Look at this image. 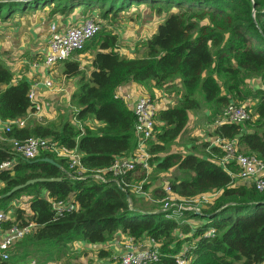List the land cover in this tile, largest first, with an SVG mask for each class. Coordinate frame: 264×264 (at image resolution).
<instances>
[{
    "label": "trees",
    "instance_id": "1",
    "mask_svg": "<svg viewBox=\"0 0 264 264\" xmlns=\"http://www.w3.org/2000/svg\"><path fill=\"white\" fill-rule=\"evenodd\" d=\"M131 7H143L151 19L165 13L151 36L136 43L145 48L142 57L120 54L117 34L103 21L129 16ZM35 9L46 10L51 17L68 16L76 9L87 15L96 11L101 29L79 52L97 48L88 75L80 62L63 61V74L77 77L71 103L82 130L70 120L60 119L52 124H11L9 131L2 133L0 166L6 160L13 164L0 170V210L12 211L7 226L33 223L34 229L12 247L8 260L0 259V264H14L12 259L22 248L24 254L57 252L71 243L104 244L119 236L134 241L154 239L160 246L157 264H174L175 255L185 248L188 264H264V191H257L252 183L236 182L217 165L214 156L222 155L217 147L208 150L209 156L167 151L185 131L190 112L199 109L196 96L200 95L211 109L208 118L213 121L231 102L250 110L246 121L212 125L210 132L235 141L239 153L264 162V0H0V20ZM255 78L262 87L249 86ZM13 80L12 71L0 60V120L4 123L33 110L28 99L30 83ZM174 80L183 92L177 105H166L155 116V134L147 141L150 166L170 171L168 184L177 198L215 194L199 211L189 215L184 211V222L165 217L161 209L133 206V193L109 172H105V182L92 176L93 171L110 167L115 158L132 155L136 148V116L122 97L115 96L118 88L135 84L145 90L149 86L152 99L155 89L169 87ZM88 120L95 123L88 125ZM29 136L50 139L67 150L76 148L88 173L72 177L64 158L58 159L59 166L40 160L53 159L49 152L34 160L22 158L13 151L11 141ZM161 153L165 154L161 157ZM228 167L237 171L233 162ZM145 174L137 168L125 180L141 183ZM51 177L60 180L35 182L4 196L30 179ZM146 186L144 182L143 188ZM153 186L152 195L165 196L161 187ZM21 194L28 195L25 207L13 208L12 201ZM50 199L72 201L77 208L56 217ZM189 218L194 221H187ZM210 228L215 229V235L204 237ZM98 257L110 258L112 250L100 248Z\"/></svg>",
    "mask_w": 264,
    "mask_h": 264
},
{
    "label": "built area",
    "instance_id": "2",
    "mask_svg": "<svg viewBox=\"0 0 264 264\" xmlns=\"http://www.w3.org/2000/svg\"><path fill=\"white\" fill-rule=\"evenodd\" d=\"M101 25L95 16L89 15L84 18L80 24L67 26L60 29L56 23L49 25V35L47 39V52L44 58L40 61L32 63L34 69H51L56 63H60L70 58L73 54L81 52L87 43L100 31ZM37 85H41L47 89L53 88V81L48 76H44L41 82H34L30 85L28 91V99L31 103L32 112L41 110V101L38 100L35 89ZM116 97L126 98L122 94L116 92ZM159 102V103H158ZM164 101H155L149 96L140 94L136 97L135 103L132 107L136 116L134 125V132L137 138L136 148L130 156H120L115 158L110 167L106 170H96L92 172V176L102 182L107 180L105 172H109L112 179H116L122 186L129 189L135 197L149 198L151 190L148 191L143 188L145 178L141 183H134L126 181L127 175L132 174L135 169L140 168L145 171L150 170V153L147 151V141L152 139L155 134V116L158 110L165 107ZM76 108L72 110L70 121L82 130V123L75 116ZM250 110L246 109L244 105L229 103L223 110L218 119L214 121L213 126L221 123H242L249 118ZM14 124L19 127L24 125L23 118L15 121L5 122L4 130L9 131V125ZM211 131V129L209 130ZM211 135V132H209ZM207 137L208 146L217 147L221 151L220 157L214 156V161L217 165L225 169L236 182L252 183L257 191H264V162L253 155H246L237 151L235 141L223 138L221 136L211 135ZM13 151L26 160H34L39 158L42 152H49L53 159L57 162L58 159H66L68 169L72 177H82L88 173V169L81 161V154L76 148L65 149L53 142L50 139L29 136L22 140H13ZM233 162L237 167V171L233 172L228 164ZM13 161L6 160L0 166V170L10 168ZM158 186V185H157ZM161 192L165 196L162 198V211L165 217L174 219L179 222H184V211L191 210L190 207H184L183 203L175 202L172 195V188L168 183L160 184ZM207 194H202L197 202L194 199L186 200L185 202L191 204L196 203L198 208L191 211H199V207L203 203L209 202V198L214 197V194L206 197ZM51 208L54 210L55 216H62L65 212L75 210L77 204L68 200H52ZM13 219L11 210H0V259L8 260L12 256V247L26 235L30 234L34 229L33 223L26 225L10 224L7 222ZM215 235V229L210 228L204 232L203 236L211 238ZM184 251L179 252L174 257V264H188L189 259L185 257ZM118 264H157L160 259V246L152 238H144L139 241H134L128 238L121 247L118 254ZM30 264H36L32 259Z\"/></svg>",
    "mask_w": 264,
    "mask_h": 264
},
{
    "label": "rangeland",
    "instance_id": "3",
    "mask_svg": "<svg viewBox=\"0 0 264 264\" xmlns=\"http://www.w3.org/2000/svg\"><path fill=\"white\" fill-rule=\"evenodd\" d=\"M129 11V10H125ZM127 13V12H125ZM15 14V13H14ZM131 15L127 16H118L116 18L108 17L107 19V29H110L112 32L116 33L118 36V44L117 49L120 54L124 56H137L142 57L145 53V48L140 44L136 45L141 40H145L149 36H151L152 31L156 28L157 23L160 22L162 19L161 16L150 19L147 16H145L144 9L142 8V12L139 11V8L132 7V10L130 12ZM92 15V14H91ZM94 16V15H92ZM132 16V17H130ZM96 19H99L98 15L96 16ZM1 21V20H0ZM135 38L136 40L133 41L132 39ZM5 50H0V59L2 55H5ZM87 52H89L87 54ZM94 52V49L90 48L88 50H85L82 53H78L75 55H78L77 57H80L79 59H82L84 62L83 70L85 73H88L90 67H91V58L92 54ZM74 55V56H75ZM69 59V58H68ZM61 66L59 68L64 69V62L59 63ZM249 86L258 85L259 87H262L261 82L258 79H252L249 82ZM150 88L149 86H147ZM140 90V93L142 95L148 96L149 95V89ZM183 92V87L181 84H179L178 80H174L172 82V85L169 87H165L163 89H155L153 91V98L156 102L157 101H164L167 106L170 105H177L181 94ZM158 96V98L156 97ZM199 99L200 106L197 110H192L189 115V121L185 128V131L179 136L175 141H173L169 146L167 151H174V152H193L198 155H204L209 156L208 148L205 145V140L207 137H209V130L211 129L213 122L219 118H216L214 121L208 118L209 113L211 112V109L209 106L202 100L200 95L196 96ZM233 101H236V99L232 98ZM159 103V102H158ZM71 107L75 106L70 102L69 107H67V104L61 105L59 107V110L57 112V115L55 118L47 120L45 123L52 124L56 123L57 120H64L65 115L67 114V109H70ZM226 107V106H225ZM222 111L224 110V108ZM255 120V119H254ZM245 129H252L250 127H245ZM165 153H161L160 156L162 157ZM170 171H156L154 166H150V170L146 171L145 174V180L144 182L147 183L146 190L150 191L152 189V186L155 184H165L169 183V175ZM153 176V177H152ZM153 191V190H152ZM206 194V193H204ZM160 196H154L152 193H150V197L145 198H137L133 197L130 200V203L133 206L140 207L143 209H162V198L164 197L162 194H159ZM213 194L207 193V196H211ZM215 195V194H214ZM172 199L177 203H183L184 207H190L191 210H195V208H198L199 205H196V203H187L185 202V199L177 198L175 193L172 192L171 195ZM199 197V196H198ZM215 197V196H214ZM197 198V197H196ZM200 198L195 199L194 201L197 202ZM209 202L213 199V197L209 198ZM28 200V195L21 194L18 198L14 199L12 201L13 208L14 207H25V204ZM206 205V204H201ZM200 205V206H201ZM201 208V207H200ZM191 210L186 209V215H189L188 212ZM188 213V214H187ZM184 219V217H183ZM187 221L193 222L194 219L189 218L186 219ZM182 237V235L180 236ZM124 242V241H122ZM17 245V244H16ZM185 247V245H184ZM36 250L37 248L30 247L29 249ZM105 248V247H104ZM79 249V250H78ZM100 248H80L78 244H69L66 248L58 250L57 252L51 251L50 254H48L50 251L46 252L44 250H37L34 253L31 254H24L23 251H25L23 248L21 249V252L17 251L12 261H14V264H20L23 261H27L29 259H34L37 264H99L101 258L98 257V250ZM48 254V255H45ZM113 257V256H112ZM118 258V257H117ZM113 261V258H108ZM115 261L118 262V259Z\"/></svg>",
    "mask_w": 264,
    "mask_h": 264
},
{
    "label": "crops",
    "instance_id": "4",
    "mask_svg": "<svg viewBox=\"0 0 264 264\" xmlns=\"http://www.w3.org/2000/svg\"><path fill=\"white\" fill-rule=\"evenodd\" d=\"M142 8L143 7H139L140 12H142ZM130 10H132V7ZM87 14L88 13L83 12L81 9H76L68 16L55 15L51 17L46 10L35 9L16 12L10 20L0 21V50H5L4 52L6 53L5 55H2L1 58L3 59L0 60L4 66L12 71L14 78L13 81L17 82L18 80L25 79L31 85L34 82H41L44 76H48L53 81V88L51 89H47L41 85L36 86L37 88L35 91L38 100L41 101V110L26 114L23 117L24 125L29 123L46 124L45 122L47 120L56 117L61 105L66 103L67 107H69L71 96L78 87L77 77L67 78L63 74V69L59 68L61 66L59 63H56L47 71L44 69L32 68V63L42 60L47 52V39L49 35V25L51 23L56 22L59 25V28L63 29L67 26L80 24L84 18L89 16ZM91 14L95 17L99 15L96 11H93ZM103 21H107V19ZM132 40L135 41L136 39L133 38ZM96 50L97 48H95L94 52L90 54L92 56L91 62ZM88 53L89 52H87V54ZM75 54L69 59L80 62L81 68L83 69L82 63L84 61L79 59L80 57H77L78 55ZM91 68L92 63L90 69ZM88 73H86V75H88ZM140 90L139 86L135 84H125L118 88L117 93L122 94L124 98L128 95L126 103L129 109H132L136 97L141 94ZM156 97L158 98V96ZM73 109L74 107L67 109V114L65 115L64 120H70V115ZM90 123L93 125L95 122H90V120H88L87 124L90 125ZM4 127L5 123L0 120V138L4 132ZM158 186H160V184H158ZM153 188H155V186H153ZM126 240H128L127 237L119 236L114 242L104 244H88L86 242H76L73 244H78L80 248L83 249L110 248L113 256L110 258H113V261L108 259V257L101 258L99 264H118L115 260L119 259L118 254ZM30 261L33 260L29 259L22 263L20 262V264H30Z\"/></svg>",
    "mask_w": 264,
    "mask_h": 264
},
{
    "label": "water",
    "instance_id": "5",
    "mask_svg": "<svg viewBox=\"0 0 264 264\" xmlns=\"http://www.w3.org/2000/svg\"><path fill=\"white\" fill-rule=\"evenodd\" d=\"M40 160H43V161H46V162H49L51 164H54L56 166H59V164L52 158L50 157H44ZM60 178L59 177H51V178H34V179H30L28 181H26L25 183L23 184H20V185H16L14 186L12 189H10L4 196H9L13 193H15L16 191H19L21 190L22 188L28 186V185H31L35 182H54V181H59Z\"/></svg>",
    "mask_w": 264,
    "mask_h": 264
}]
</instances>
